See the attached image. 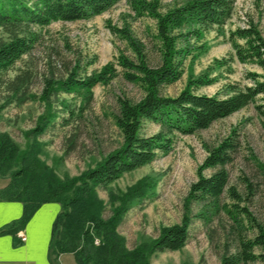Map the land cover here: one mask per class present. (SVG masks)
<instances>
[{
    "label": "trees",
    "instance_id": "trees-1",
    "mask_svg": "<svg viewBox=\"0 0 264 264\" xmlns=\"http://www.w3.org/2000/svg\"><path fill=\"white\" fill-rule=\"evenodd\" d=\"M119 1L0 0V30H20L27 26L44 28L60 21H87L105 14ZM129 2L138 17L149 16L156 21L157 65H151L145 45L136 40L130 30L110 26L114 35L128 43L136 59L120 55L116 65L109 64L98 74L80 78L75 73L63 81L49 80L45 89L46 101L56 89L65 93L76 89L90 93L96 86L108 84L117 76L120 67L124 79L143 91L138 101L118 99L114 118L123 137L122 146L81 176L60 179L40 158L42 146L37 141L53 125L54 116L41 117L30 132L36 138L24 151L8 133L0 132V177H10V183L0 189V200L24 205L23 216L15 223L17 229L25 226L43 205H61L62 211L53 226V249L57 254H73L77 264H151V254L176 252L187 245L194 218L208 224L221 214L229 216L235 224L232 228L236 233V252L230 254L228 250L220 264H264V223L248 207L240 205L247 198L235 187H229L226 166L238 150L234 134L208 147V156L199 168V179L191 186L186 199L181 224L164 226L157 239L134 249L128 248L118 229L132 206L153 188L147 178L125 192H109L112 209L110 216L105 218L106 204L98 189L109 190L124 175L153 163L160 153L168 154L175 134L195 135L249 106L255 107L264 128V36L253 22L231 32L234 55L229 60L215 61L220 68L228 67L235 59L241 64L258 67L263 73L247 74L252 85L229 84L224 97L200 95L196 90L212 83L208 76L202 75L190 78L187 87L176 97L164 93V88L183 77L184 62L188 58L195 59L194 53L198 50L200 54L205 52L206 45L196 47L192 39L200 41L207 32L224 28L234 15L236 0H188L165 12L161 11L160 0ZM32 45L29 37H12L9 42L0 44V73L28 54ZM148 122L158 125L160 131L150 136L143 134ZM206 169L217 171L205 177L202 172ZM245 185L253 196L251 183L247 181ZM225 194L232 203H223ZM194 205L200 207L195 215Z\"/></svg>",
    "mask_w": 264,
    "mask_h": 264
},
{
    "label": "rangeland",
    "instance_id": "rangeland-1",
    "mask_svg": "<svg viewBox=\"0 0 264 264\" xmlns=\"http://www.w3.org/2000/svg\"><path fill=\"white\" fill-rule=\"evenodd\" d=\"M186 1L160 0L161 11L181 6ZM250 22L255 23L264 36V0H236L234 15L224 28L207 32L200 41L192 39L196 47L206 45L205 52L200 54L198 50L194 53L195 59L188 58L181 80L164 88V93L176 97L187 87L190 78L202 75L208 76L212 83L197 89L200 95L224 97L229 84L252 85L247 74L263 73L258 67L241 64L237 59L228 67L220 68L215 64L216 60H229L234 55L230 34ZM110 26L130 30L134 38L145 45L151 65H157L156 21L149 16L138 17L129 0H120L105 14L87 21H60L44 28L0 30V44L9 42L12 37H29L33 42L28 54L0 73V132L8 133L24 151L35 140L30 132L41 117L54 116L53 125L37 141L42 146L40 158L60 179L81 176L121 147L123 137L114 118L118 99L138 101L143 96L140 86L127 82L118 67L116 77L106 85L96 86L90 93L80 89L65 93L56 89L50 99L45 100L49 80L63 81L75 73L80 78L98 74L107 65H116L120 55L136 59L128 43L114 35ZM159 131L158 125L148 122L143 134L150 136ZM231 134L238 141V150L226 166L229 187H235L247 198L240 205L248 207L264 223V128L255 107L249 106L195 135L175 134L168 154L160 153L153 163L124 175L109 190L98 189L106 204L104 216L108 218L112 209L109 192H125L145 178L153 183L147 196L132 206L119 226L118 231L125 237L129 249L157 239L164 226L181 224L186 199L191 186L199 179V168L208 156V147ZM216 171L206 169L202 174L210 177ZM247 181L253 187V196L246 188ZM9 183L10 177H0V186ZM222 200L232 203L228 194ZM45 209L49 212L39 225L49 227L52 233L61 208L58 204H48ZM199 209L194 205L193 215ZM233 225L231 218L224 214L214 216L208 224L194 218L187 245L176 252H155L149 258L150 263L220 264L228 250L230 254L236 252ZM248 235L253 237L252 232Z\"/></svg>",
    "mask_w": 264,
    "mask_h": 264
},
{
    "label": "crops",
    "instance_id": "crops-1",
    "mask_svg": "<svg viewBox=\"0 0 264 264\" xmlns=\"http://www.w3.org/2000/svg\"><path fill=\"white\" fill-rule=\"evenodd\" d=\"M5 186H0V189ZM45 205L37 210L25 226L17 229L15 223L21 220L24 205L0 200V264H77L73 254H57L54 251L53 230L51 233L49 227L39 225L49 212L43 210ZM61 211L62 208L59 214ZM22 234L26 236L25 241L21 239Z\"/></svg>",
    "mask_w": 264,
    "mask_h": 264
},
{
    "label": "built area",
    "instance_id": "built-area-1",
    "mask_svg": "<svg viewBox=\"0 0 264 264\" xmlns=\"http://www.w3.org/2000/svg\"><path fill=\"white\" fill-rule=\"evenodd\" d=\"M21 239H22V241H25L26 240V236L25 235H21Z\"/></svg>",
    "mask_w": 264,
    "mask_h": 264
}]
</instances>
